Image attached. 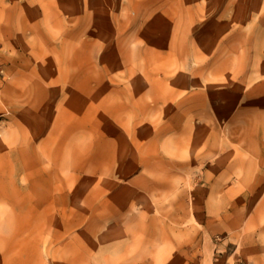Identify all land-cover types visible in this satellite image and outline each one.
Wrapping results in <instances>:
<instances>
[{
    "label": "rangeland",
    "instance_id": "rangeland-1",
    "mask_svg": "<svg viewBox=\"0 0 264 264\" xmlns=\"http://www.w3.org/2000/svg\"><path fill=\"white\" fill-rule=\"evenodd\" d=\"M262 227L264 0H0V264H264Z\"/></svg>",
    "mask_w": 264,
    "mask_h": 264
},
{
    "label": "crops",
    "instance_id": "crops-1",
    "mask_svg": "<svg viewBox=\"0 0 264 264\" xmlns=\"http://www.w3.org/2000/svg\"><path fill=\"white\" fill-rule=\"evenodd\" d=\"M258 226L260 227L259 223L257 221H253V223L251 225L252 231L254 229H256ZM261 230H264V227H262ZM263 234H264V231H263ZM255 239H256V237H253V241H254L253 242V244H254L253 251L256 252V254L261 255V252H263V250H264V245L261 242H259V240H255Z\"/></svg>",
    "mask_w": 264,
    "mask_h": 264
},
{
    "label": "bare ground",
    "instance_id": "bare-ground-1",
    "mask_svg": "<svg viewBox=\"0 0 264 264\" xmlns=\"http://www.w3.org/2000/svg\"><path fill=\"white\" fill-rule=\"evenodd\" d=\"M0 242H4L3 237L0 236Z\"/></svg>",
    "mask_w": 264,
    "mask_h": 264
}]
</instances>
